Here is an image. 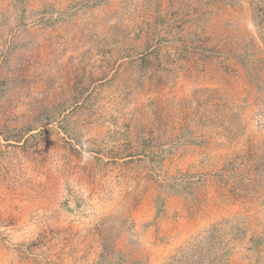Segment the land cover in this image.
I'll return each mask as SVG.
<instances>
[{
  "label": "rangeland",
  "instance_id": "1",
  "mask_svg": "<svg viewBox=\"0 0 264 264\" xmlns=\"http://www.w3.org/2000/svg\"><path fill=\"white\" fill-rule=\"evenodd\" d=\"M99 262L264 264V0H0V264Z\"/></svg>",
  "mask_w": 264,
  "mask_h": 264
},
{
  "label": "trees",
  "instance_id": "2",
  "mask_svg": "<svg viewBox=\"0 0 264 264\" xmlns=\"http://www.w3.org/2000/svg\"><path fill=\"white\" fill-rule=\"evenodd\" d=\"M253 241L256 242L257 239L256 238H253ZM99 264H103L102 262H99Z\"/></svg>",
  "mask_w": 264,
  "mask_h": 264
}]
</instances>
